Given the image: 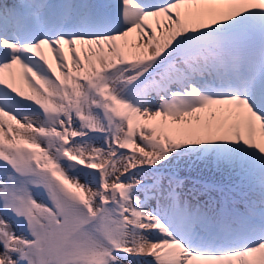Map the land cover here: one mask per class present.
I'll return each mask as SVG.
<instances>
[{
    "label": "snow or ice",
    "instance_id": "1",
    "mask_svg": "<svg viewBox=\"0 0 264 264\" xmlns=\"http://www.w3.org/2000/svg\"><path fill=\"white\" fill-rule=\"evenodd\" d=\"M0 264H264V0H0Z\"/></svg>",
    "mask_w": 264,
    "mask_h": 264
}]
</instances>
